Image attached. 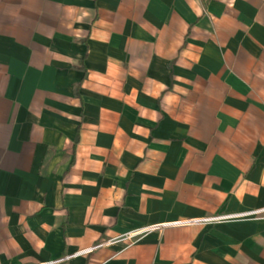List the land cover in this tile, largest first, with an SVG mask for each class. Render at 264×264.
Here are the masks:
<instances>
[{"label":"crops","instance_id":"0c3cea01","mask_svg":"<svg viewBox=\"0 0 264 264\" xmlns=\"http://www.w3.org/2000/svg\"><path fill=\"white\" fill-rule=\"evenodd\" d=\"M264 0H0V264H264Z\"/></svg>","mask_w":264,"mask_h":264},{"label":"built area","instance_id":"2783aa9c","mask_svg":"<svg viewBox=\"0 0 264 264\" xmlns=\"http://www.w3.org/2000/svg\"><path fill=\"white\" fill-rule=\"evenodd\" d=\"M264 214V207L260 209H255L252 211L242 212V213H233V214H221L213 217H206L201 219H183L179 221H175L173 223H170L171 225H190L195 223H208V222H218L223 220H229V219H237V218H244V217H252V216H259ZM168 224H154L150 225L143 229H134L125 233H122L116 237L110 238L106 241H102L100 243H97L96 245L82 249L72 255H68L64 258L55 260V261H49V262H43L39 264H54L58 263L64 259H69L71 257L77 256V255H84L89 254L93 252L94 250L103 247L105 245H111V244H117V243H126L131 244L137 240H139L141 237H143L146 233L151 231H157L162 229L163 227L167 226Z\"/></svg>","mask_w":264,"mask_h":264}]
</instances>
